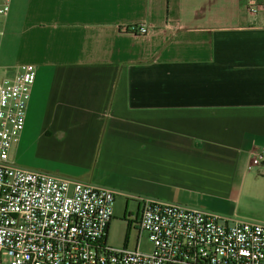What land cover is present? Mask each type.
<instances>
[{"label":"crops","instance_id":"1","mask_svg":"<svg viewBox=\"0 0 264 264\" xmlns=\"http://www.w3.org/2000/svg\"><path fill=\"white\" fill-rule=\"evenodd\" d=\"M9 3L0 76L38 66L15 165L264 220V0Z\"/></svg>","mask_w":264,"mask_h":264},{"label":"built area","instance_id":"2","mask_svg":"<svg viewBox=\"0 0 264 264\" xmlns=\"http://www.w3.org/2000/svg\"><path fill=\"white\" fill-rule=\"evenodd\" d=\"M247 4L255 13L263 0ZM9 12V0H0V34ZM135 30L148 32L144 25ZM37 73L36 64H24L12 77L0 76V264H264L263 223L229 224L216 214L153 198L143 199L137 247L110 246L117 191L11 160ZM251 163L264 171V154Z\"/></svg>","mask_w":264,"mask_h":264},{"label":"rangeland","instance_id":"3","mask_svg":"<svg viewBox=\"0 0 264 264\" xmlns=\"http://www.w3.org/2000/svg\"><path fill=\"white\" fill-rule=\"evenodd\" d=\"M127 186L129 187L123 189L125 195H117L116 197L113 214L114 219L108 233L107 242L112 247H126L130 249H135L137 247V241L139 237L138 219L141 215L144 198L143 194L138 193L134 189H131L132 187L130 186V183L126 185L125 181L124 187ZM227 209L228 207L223 209V211H226ZM232 210L233 205H231L226 212H230ZM241 210L242 208L240 209V211ZM259 210H261V212L264 214V196L259 202ZM214 214L220 216L223 219H228L226 213L216 212ZM255 221L264 222V220L262 219H257ZM143 241L144 248H147L146 236L144 237Z\"/></svg>","mask_w":264,"mask_h":264}]
</instances>
